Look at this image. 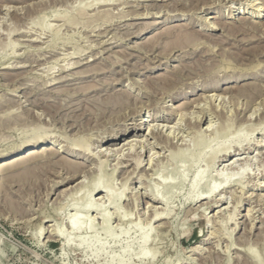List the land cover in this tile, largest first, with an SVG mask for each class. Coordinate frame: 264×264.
<instances>
[{"label": "rangeland", "instance_id": "1", "mask_svg": "<svg viewBox=\"0 0 264 264\" xmlns=\"http://www.w3.org/2000/svg\"><path fill=\"white\" fill-rule=\"evenodd\" d=\"M251 1L0 0V264H264V0L247 19ZM40 135L59 152L1 165ZM96 176L112 182V201L92 196L108 229L97 211L73 230Z\"/></svg>", "mask_w": 264, "mask_h": 264}, {"label": "bare ground", "instance_id": "2", "mask_svg": "<svg viewBox=\"0 0 264 264\" xmlns=\"http://www.w3.org/2000/svg\"><path fill=\"white\" fill-rule=\"evenodd\" d=\"M255 0H252L251 1V3L249 4V5H251L253 2H254ZM250 2V1H249ZM251 6H253V7H257V9H253V12H255V14H253V16H251V17H249V18H247V19H257L258 17H259V12L261 11L260 9V6H258V4H252ZM240 11V10H239ZM239 14H245V12L244 11H242V12H238V14L237 15H239ZM230 18H232V19H235L236 17L234 16V15H232V13H231V16H229ZM248 21H250V20H248ZM251 23H253V22H251ZM40 25H42L43 24V22H40L39 23ZM213 27V26H212ZM172 83V82H171ZM216 86H217V84H216ZM215 98V97H214ZM209 105V104H208ZM182 116V115H181ZM199 119V118H198ZM139 126V125H138ZM162 127V126H161ZM142 128V127H141ZM257 130V129H256ZM253 131H255V130H253ZM128 133V131L126 130L124 133ZM124 135V134H123ZM122 135V136H123ZM138 136V135H137ZM118 138V135L115 137V139H114V141H116V139ZM43 140H45L44 138H43V136H33V137H30V138H28L27 137V139H25L23 142H21V144L17 147V149H15L14 151H11L10 152V154L8 155V157L10 156V158H8V159H6V160H3L4 162H2L1 163V165L2 166H4V167H7V168H12V167H15L16 165H19V164H23V163H25L26 162V160H34V159H37V158H39V157H41L43 154H44V151H46V150H49V151H57V152H59L55 147H53V145H51V144H42V141ZM140 142V141H139ZM138 142V143H139ZM166 142H168V141H166ZM77 143V142H76ZM75 143V144H76ZM122 143H126V144H124V146L121 148V149H114V150H112L114 153L116 152V154H117V156H119V155H123L124 154V151L125 150H127V151H129V150H131V149H133L132 148V143L133 142H131V141H129V138H127L126 140H124V139H122V140H120V143L119 144H113V143H111V145L112 146H116V145H121ZM142 143V142H141ZM39 144H41V145H39ZM144 144H145V142H144ZM81 145V144H80ZM169 145H171L170 144V142H169ZM76 146V145H75ZM240 146V145H239ZM16 147V146H15ZM73 147V146H72ZM165 147V146H164ZM168 147H170V146H168ZM73 149H75V148H71L70 150H73ZM229 149V148H228ZM227 148H225V149H221V150H216L215 151V153L211 156V159H210V163L212 164V166H214V163H215V161H216V159H221V162H224V161H227V162H229L230 160H232L233 159V157H231V152H229V150H231V148L228 150ZM239 150H241V149H239ZM68 151V150H67ZM86 151V150H85ZM243 151V150H242ZM132 152V151H131ZM128 153H126V155H127ZM131 154V153H130ZM15 155V156H14ZM104 155V154H103ZM134 155V154H133ZM183 154H182V152H177L176 154H173L172 155V157L173 158H175V157H181ZM12 156V157H11ZM109 156V155H108ZM124 156V155H123ZM130 156V155H129ZM235 156V155H234ZM51 158V157H50ZM53 158V157H52ZM55 158V157H54ZM120 158V157H119ZM139 158V157H138ZM137 160V159H136ZM239 160V159H238ZM142 162V161H141ZM141 162H140V160L138 159V161L137 162H135L136 163V165H135V167L136 166H140V164H141ZM232 162V161H231ZM245 162V161H244ZM233 163V162H232ZM122 164V163H121ZM231 164V163H230ZM243 164V163H242ZM52 165V164H51ZM22 166V165H21ZM122 166V165H121ZM126 166V165H125ZM137 168V167H136ZM242 169V168H241ZM128 178V177H127ZM105 182V185L103 186V187H101L102 185H103V183ZM232 182V180L231 181H229V183H231ZM238 182H240V181H238ZM103 183H102V185H101V182H100V177L99 176H96L94 179H93V181H92V183L87 187V188H85L84 190H83V192H84V196H83V198H81L86 204H85V216H83V217H81L76 223H73V222H71L70 224H71V228L74 230V229H77V228H79V226L85 221V219H86V221H88L87 220V217H88V212H92V213H94V212H97L98 211V206H97V204H93L92 203V196L94 195V194H98V193H100L101 192V197L99 198V199H95V201H97V202H103V200H107V199H110V194H109V187H110V185H111V179H107L106 181L104 180L103 181ZM237 185H238V183H236ZM105 188V193H103L104 195H102V189H104ZM82 192V191H81ZM82 192V193H83ZM213 192V190H211V189H207V188H205V189H203V191L201 192V193H198L197 195H195V196H193L192 197V202H195V206L198 204V203H200V205L199 206H197V208H196V210H198L199 208H201V207H204V206H206V205H209L208 203H202L204 200H208L209 198H210V195L211 194H213L212 193ZM138 193V192H137ZM159 192H156V191H153V190H151V192H150V194H149V196H150V198L151 199H153L154 201H157V202H161V201H163V199L162 198H160L159 197ZM120 195V194H119ZM142 196V195H141ZM120 199H121V197L119 198V199H116L115 201H113V202H111L112 201V199H110L111 201H110V203H112V205L114 204L115 205V208H116V205L118 204V202L120 201ZM79 200V199H78ZM77 200V201H78ZM76 200H72L71 202H70V204H68L65 208H68V209H70V211H72V210H75V211H77V209H78V202H77ZM139 201V200H138ZM210 201H211V199H210ZM220 201V200H219ZM219 201H217L216 203H218ZM105 203V202H104ZM97 206V207H96ZM151 206V205H150ZM149 206V207H150ZM211 207H217L215 204L214 205H212ZM62 208V207H61ZM99 209H100V207H99ZM154 209H155V207H154ZM150 210V209H149ZM117 211V210H116ZM249 211V210H248ZM155 212V211H154ZM157 212V211H156ZM97 215H99L100 217H101V220H102V226L104 227V229H108V222H109V220H108V214H106V212H105V210L103 209V210H100V211H98V213H97ZM120 215V214H119ZM148 215V214H147ZM164 215H166V213H164V214H155V216H154V219H158V218H160V219H165L163 216ZM162 217V218H161ZM249 217V216H248ZM119 218V220H122V217L121 216H119L118 217ZM160 219H158V220H160ZM230 219V218H229ZM232 219V218H231ZM251 220V219H250ZM91 225H89V229L91 230V236H90V241H93L94 239H95V237H96V234H95V228H94V224H92V222L90 223ZM41 229V228H40ZM190 237H188L187 239H189ZM229 240H231V238L229 237ZM231 242L229 243V245L231 246ZM229 247V246H228ZM197 249V248H196ZM195 250V248L193 249V251ZM248 252V254H249V256L254 260L255 259V254H254V252L252 251V250H247ZM250 261V260H249Z\"/></svg>", "mask_w": 264, "mask_h": 264}]
</instances>
